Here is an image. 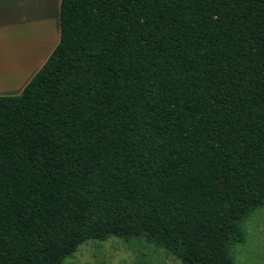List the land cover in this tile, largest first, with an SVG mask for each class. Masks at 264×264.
Here are the masks:
<instances>
[{"label": "trees", "instance_id": "1", "mask_svg": "<svg viewBox=\"0 0 264 264\" xmlns=\"http://www.w3.org/2000/svg\"><path fill=\"white\" fill-rule=\"evenodd\" d=\"M264 207V0H60L59 39L0 94V264L142 238L237 264Z\"/></svg>", "mask_w": 264, "mask_h": 264}, {"label": "rangeland", "instance_id": "2", "mask_svg": "<svg viewBox=\"0 0 264 264\" xmlns=\"http://www.w3.org/2000/svg\"><path fill=\"white\" fill-rule=\"evenodd\" d=\"M14 3V2H13ZM17 15V8L13 9L12 18ZM15 28V27H14ZM18 29L0 31V37L11 35V44L0 45V63L13 67L18 62L14 44V37ZM55 38V37H54ZM55 39H52V44ZM16 50V51H15ZM22 53V51H21ZM22 68L13 71L12 75L0 78L1 90H14L11 78L17 75L20 80L26 76L31 63L30 55L22 60ZM11 80V81H10ZM3 88V89H2ZM0 94H11L4 92ZM16 94V93H15ZM246 234L245 241L232 244L231 249L237 264H264V207L253 210L249 217L243 221ZM64 264H183L174 254L166 248L146 241L142 238L123 239L111 235L106 239H87L80 243L77 249L67 256Z\"/></svg>", "mask_w": 264, "mask_h": 264}, {"label": "crops", "instance_id": "3", "mask_svg": "<svg viewBox=\"0 0 264 264\" xmlns=\"http://www.w3.org/2000/svg\"><path fill=\"white\" fill-rule=\"evenodd\" d=\"M59 5L60 0H0V31L5 28L10 31L18 29L14 37L18 62L13 67L0 63V73L10 76L13 71L22 68L21 60L26 55L29 54L31 58V63L25 70L26 76L20 80L21 83L18 82L17 75L11 78L12 82L16 83L13 90L15 92L0 89V93L5 91L11 94L19 93L55 47L59 39ZM15 7L17 15L13 19ZM52 39H55L53 44ZM10 40L11 35L8 33L6 37H0V45H10Z\"/></svg>", "mask_w": 264, "mask_h": 264}]
</instances>
